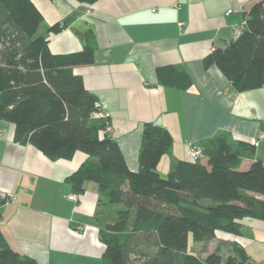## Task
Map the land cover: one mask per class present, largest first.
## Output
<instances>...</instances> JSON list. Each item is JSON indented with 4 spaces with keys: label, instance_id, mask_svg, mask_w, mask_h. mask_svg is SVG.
Listing matches in <instances>:
<instances>
[{
    "label": "crops",
    "instance_id": "0c3cea01",
    "mask_svg": "<svg viewBox=\"0 0 264 264\" xmlns=\"http://www.w3.org/2000/svg\"><path fill=\"white\" fill-rule=\"evenodd\" d=\"M31 1L44 17L41 35L47 26L72 18L59 33L46 35L52 54L82 50L80 34L92 32L93 62L72 70L109 112L112 138L130 171L139 168L145 123L164 128L172 139L156 168L163 176L177 161L190 162L189 147L202 152L220 138L251 145L262 132L264 87L236 92L216 66L202 64L208 53L234 38V29L246 22L259 0ZM169 67L185 71L190 84L162 85L157 69ZM13 135L14 126L0 120V191L14 197L0 207V232L8 246L37 264H104L105 246L98 232L115 220L116 207L97 205L92 182L84 184L81 194L65 182L88 156L78 151L69 160L52 161L31 145L15 143ZM239 153L241 171L264 162V140L253 153ZM237 222L239 235L218 231L205 245L188 239V251L204 260L221 245L225 259V245L237 243L249 264H264V221L244 217Z\"/></svg>",
    "mask_w": 264,
    "mask_h": 264
},
{
    "label": "trees",
    "instance_id": "16d2710c",
    "mask_svg": "<svg viewBox=\"0 0 264 264\" xmlns=\"http://www.w3.org/2000/svg\"><path fill=\"white\" fill-rule=\"evenodd\" d=\"M93 4L97 0H76ZM67 17L39 33L44 17L31 0H0V120L14 126L13 141L31 145L49 160L87 159L65 180L81 194L86 182L96 185L97 205L116 207L115 220L98 232L104 264H249L244 249L227 243L204 260L188 251V239L205 245L220 231L241 233L244 217L264 221V162L239 170V149L253 144L220 138L196 161H177L165 175L157 171L172 139L162 127L143 125L139 168L130 171L117 142L106 132L108 120L94 119L98 100L84 87L73 67L94 60V37L80 34L82 50L52 54L46 35L59 33ZM216 66L236 92L264 87V0L254 3L239 36L215 48L202 61ZM162 85L182 88L190 77L174 67L157 69ZM264 132V122L260 124ZM251 193V194H249ZM5 202L0 198V207ZM0 264H37L12 250L0 232Z\"/></svg>",
    "mask_w": 264,
    "mask_h": 264
},
{
    "label": "built area",
    "instance_id": "2783aa9c",
    "mask_svg": "<svg viewBox=\"0 0 264 264\" xmlns=\"http://www.w3.org/2000/svg\"><path fill=\"white\" fill-rule=\"evenodd\" d=\"M229 13H231V10L227 11V14ZM178 25L181 26V23H178ZM240 32H241V26L236 27L234 29V38L239 36ZM92 117L94 119L108 120L110 123V114L103 108L102 104L99 101L95 102L94 104V112L92 114ZM106 132H108L109 134L112 133L111 123L106 126ZM262 140H264V132H259L256 138L252 140L253 146L257 147ZM186 156L190 161H196L201 157V151L197 147H189L188 150L186 151ZM0 198L2 200H10L11 198L14 197L10 192L0 191ZM68 198L70 200H76V197L74 195H69Z\"/></svg>",
    "mask_w": 264,
    "mask_h": 264
},
{
    "label": "rangeland",
    "instance_id": "374dc122",
    "mask_svg": "<svg viewBox=\"0 0 264 264\" xmlns=\"http://www.w3.org/2000/svg\"><path fill=\"white\" fill-rule=\"evenodd\" d=\"M6 192H8V191H6ZM13 198H11L10 200H3L4 202H8V201H11Z\"/></svg>",
    "mask_w": 264,
    "mask_h": 264
}]
</instances>
